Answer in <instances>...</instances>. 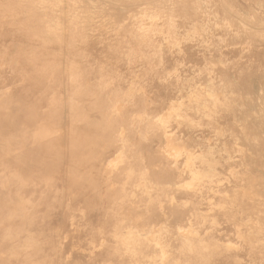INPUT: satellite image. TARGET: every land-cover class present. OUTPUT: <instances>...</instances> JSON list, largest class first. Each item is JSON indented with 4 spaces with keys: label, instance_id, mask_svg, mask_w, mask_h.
<instances>
[{
    "label": "rangeland",
    "instance_id": "1",
    "mask_svg": "<svg viewBox=\"0 0 264 264\" xmlns=\"http://www.w3.org/2000/svg\"><path fill=\"white\" fill-rule=\"evenodd\" d=\"M263 62L264 0H0V264H264Z\"/></svg>",
    "mask_w": 264,
    "mask_h": 264
},
{
    "label": "bare ground",
    "instance_id": "2",
    "mask_svg": "<svg viewBox=\"0 0 264 264\" xmlns=\"http://www.w3.org/2000/svg\"><path fill=\"white\" fill-rule=\"evenodd\" d=\"M66 40V39H65ZM264 64V62H263ZM121 105V104H120ZM121 107V106H120ZM169 109V108H168ZM143 120V119H141ZM13 121V120H12ZM155 121V120H154ZM14 122V123H13ZM13 130L9 131L7 134L4 132V130L2 129V127H4L8 122H6V120H0V157H2L3 159H5L6 161H8V163L12 166H14L13 164L15 163V158L16 156L19 157L22 153H25V150L27 148V146L25 147L24 150L21 151H16L13 150V154H12V158H5L4 154L7 155V157L10 156V150L12 151V148L16 145V143L22 144L24 140H27V132L25 130H23V128L21 127L19 121H13ZM156 122V121H155ZM23 130V131H22ZM19 131L20 134L19 136H17L15 133ZM11 134H13L15 136V139L13 140H8L7 142L1 139V136H12ZM196 150V149H195ZM4 198H6L5 196H3ZM131 203V202H130ZM1 206V204H0ZM134 206V205H133ZM4 207V204L2 207H0V210ZM136 222V220H135ZM134 223V221H133ZM127 244V243H126ZM162 246V245H161ZM226 246V245H225Z\"/></svg>",
    "mask_w": 264,
    "mask_h": 264
}]
</instances>
